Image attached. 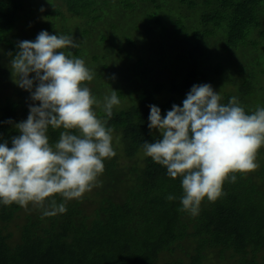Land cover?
I'll list each match as a JSON object with an SVG mask.
<instances>
[{
	"label": "trees",
	"instance_id": "16d2710c",
	"mask_svg": "<svg viewBox=\"0 0 264 264\" xmlns=\"http://www.w3.org/2000/svg\"><path fill=\"white\" fill-rule=\"evenodd\" d=\"M164 1L168 0L123 4L126 9H143L151 20H156ZM177 1L181 9H175L178 12L175 19L170 11L160 22L159 18L158 22L146 21L150 30L163 29L164 24L165 29L170 25L168 31L176 28L168 37L181 36L177 40L189 44L177 64L186 72L170 91L185 99L195 78L202 73L201 68L207 70L205 74L213 73L204 66L203 59L209 38L219 39L227 48L251 44L250 35L255 32L264 38V0ZM63 2L66 11L76 15L93 11L96 15L102 9L93 7L98 5L97 0ZM183 6L195 15L198 23H184L188 16L184 15ZM23 7V0H0V42L11 53L18 51L12 31ZM153 9L157 12L150 11ZM259 42L254 40L253 45ZM73 57L79 56L73 54ZM225 67L222 60L213 69L220 73L221 79ZM248 74L238 84L232 82L235 90L223 95L222 104L237 97L245 112L251 114L255 87L253 73ZM161 88L157 82L134 91L127 98L128 105L113 109L111 118L100 106L99 114L107 120L106 127L112 128L118 138L114 148L121 150H114L116 155L104 160L105 170L98 176L100 185L95 187L96 207L91 213H87L82 199L65 200L56 194L57 204L64 203L66 213L44 216L43 208L28 206L19 226L20 238L12 242V233L4 230L22 207L0 202V264H264L263 146L257 153L256 162L260 165L257 170L234 173L236 181L226 180L224 194L215 202L205 197L198 215L181 211L182 177L171 178L167 168L145 156L143 150L145 141L155 142L159 137L158 130L150 131L148 127L149 105L158 106L162 117L173 104L182 106V101L174 98L157 104L155 98ZM10 99L0 100V143L8 141L9 146L11 137L18 135L14 125L21 122L18 102ZM9 120L13 123H7ZM61 131L64 130L49 128L50 144L58 142ZM134 156L141 157L140 167L121 163V159ZM169 195L175 199L169 201Z\"/></svg>",
	"mask_w": 264,
	"mask_h": 264
},
{
	"label": "clouds",
	"instance_id": "9594fccd",
	"mask_svg": "<svg viewBox=\"0 0 264 264\" xmlns=\"http://www.w3.org/2000/svg\"><path fill=\"white\" fill-rule=\"evenodd\" d=\"M76 47L73 35L46 30L34 41L17 44L11 71L34 103L27 119L15 123L18 135L11 137V146L8 141L0 143V202L6 206L16 203L27 209L31 203L43 208L44 216L66 213L55 195L81 200L100 185L104 160L116 155L113 129L93 108L101 102L83 86L93 80L94 72L83 59L59 51ZM221 99L211 84L204 83L194 84L182 106L173 104L163 117L158 106L149 105L148 127L158 130L159 137L144 142V155L165 166L171 178L182 177L180 210L192 216L199 214L205 197L215 202L224 194V182L236 181L234 173L246 174L260 166L256 158L264 146V107L248 114L237 97L227 104ZM120 103L112 88L103 99L108 118ZM49 128L64 130L54 145L49 142Z\"/></svg>",
	"mask_w": 264,
	"mask_h": 264
},
{
	"label": "rangeland",
	"instance_id": "374dc122",
	"mask_svg": "<svg viewBox=\"0 0 264 264\" xmlns=\"http://www.w3.org/2000/svg\"><path fill=\"white\" fill-rule=\"evenodd\" d=\"M135 1L137 0H97L98 5L93 7H102V9L96 12V15L95 11L88 15H76L66 11L63 0H23L24 9L20 11L16 19L12 34L17 44L23 40L34 41L42 30L48 31L49 34L73 35L78 47L59 51L71 56L76 54L79 56L76 58L83 59L86 66L94 72L93 80L84 82L83 86L90 88L92 94L101 102L100 106H103V99L111 94L112 88L117 91L121 101L120 105L114 106L113 109L120 110L129 103L130 100L127 99L130 98L129 94L132 95L141 87L157 82L161 83L162 87L155 98L157 104L160 105L170 98L183 101L184 99H181L176 92L170 91L174 85H177V81L182 80L183 72H186L183 66L180 68L177 64L181 61L183 53L186 54L189 44L182 42L183 40H177L182 39L181 36L168 37L171 32L174 34L176 31V28L168 31L170 25L167 29L164 24L163 29L158 27L156 30H150L146 20L151 18L143 9L124 7L123 3L133 6L137 4ZM42 7L44 11H40ZM161 7L162 10L156 14V20L151 21L158 22L159 18L160 22L164 16L170 15V11L173 12L172 19H175L178 13L175 9L178 11L181 9L177 0L164 1ZM183 13L188 16L183 20L185 24L198 23V20L194 18L195 15L186 10L185 6H183ZM168 23L171 24L170 21ZM250 38L251 44L247 42L245 47L231 48H227L225 43L220 44L221 41L215 37L209 38L210 43L206 45V54L203 59L204 66L212 69L213 73L205 74L207 70L201 68L202 73L195 78V82L211 84L213 90L223 97L226 92L235 90L231 86L233 83L236 85L248 76V73H253L255 100L252 109L255 111L264 104V38H260L256 32L250 35ZM254 40L260 42L254 46ZM8 52L5 43L0 42V100L10 97L12 98L10 100L18 102L17 113L20 120L24 121L29 114V105L34 102L30 98V92L16 83L17 76L12 73L10 67V61L16 53L9 56L10 52ZM222 60L227 68L221 74L223 79L220 73L217 74L213 70ZM33 75L34 73L30 74V78ZM230 81L233 83L231 84ZM195 82L193 85L196 84ZM247 91L252 94L250 88ZM100 106L94 105L93 108L98 118L103 119V115L99 114ZM113 133V149L120 151L121 148H114L115 145L117 146L118 138ZM121 163L127 165L131 163L140 167L142 159L134 156L121 159ZM95 192L96 189L93 187L90 192L83 195L82 202L87 213H91L96 207ZM28 206L33 204L29 203ZM25 213L27 210L22 207L4 230L12 233V242L20 238L19 226L24 220ZM200 251L203 252L201 249Z\"/></svg>",
	"mask_w": 264,
	"mask_h": 264
}]
</instances>
